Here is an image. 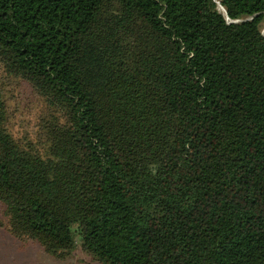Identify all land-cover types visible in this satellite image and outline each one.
<instances>
[{
    "label": "trees",
    "instance_id": "trees-1",
    "mask_svg": "<svg viewBox=\"0 0 264 264\" xmlns=\"http://www.w3.org/2000/svg\"><path fill=\"white\" fill-rule=\"evenodd\" d=\"M0 211L58 261L264 264V0H0Z\"/></svg>",
    "mask_w": 264,
    "mask_h": 264
},
{
    "label": "rangeland",
    "instance_id": "rangeland-1",
    "mask_svg": "<svg viewBox=\"0 0 264 264\" xmlns=\"http://www.w3.org/2000/svg\"><path fill=\"white\" fill-rule=\"evenodd\" d=\"M17 97V96H16ZM12 105L22 107L21 113L15 119L20 130L27 118L25 102L17 97ZM29 119V117L27 118ZM0 211V220L2 219ZM88 257L77 249L66 261H58L44 253L43 249L34 242H21L14 239L0 226V264H88Z\"/></svg>",
    "mask_w": 264,
    "mask_h": 264
}]
</instances>
